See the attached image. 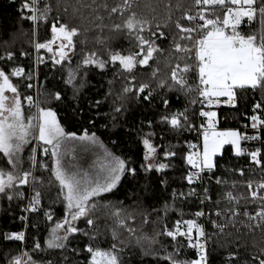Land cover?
<instances>
[{"label":"snow or ice","instance_id":"1","mask_svg":"<svg viewBox=\"0 0 264 264\" xmlns=\"http://www.w3.org/2000/svg\"><path fill=\"white\" fill-rule=\"evenodd\" d=\"M11 2L15 3L16 0ZM39 3L40 0H21L17 9L21 20L32 22L34 37L39 22L47 21L48 14L52 11L50 4L45 3L41 9ZM134 4L140 7L136 0H113L112 3L109 0H75V4L65 3L64 6L65 12L71 7L73 14L88 10L96 22V29L101 33L108 27L104 23L105 15L109 19L118 16L121 22H113L110 31L123 33L135 40L137 50L130 51L127 55L121 51L108 50V58L104 59L98 51H82L80 61L73 68L72 57L77 55L74 38L80 34L79 29L61 22L59 17L51 26L52 39L43 43L34 42V48L37 53L41 49L51 53L54 66L64 67L63 62H68L67 76L63 82L66 87H71L73 100H78L81 91L87 86L89 69L99 70L98 74L103 77L111 64L116 71L113 72L112 79L107 81L108 89L103 93V99L92 101L89 98L88 111L94 108L99 114L101 106L110 102L113 119L127 111L132 101L139 103L143 100L151 104L157 89L183 94L188 103L182 111H169L170 100L167 97L162 98L165 111L156 123L168 126L169 131L177 135L184 131L197 133L198 143L188 142L187 152L181 155L188 169L183 177L189 186L188 191L172 189L170 199L160 209H153L157 215L156 220L151 219L152 213L129 210L124 207L123 201L117 204H101L100 201L105 200L106 194L115 195L121 191V185L125 181L138 183L141 172L146 182L143 187L147 191V181L151 179L153 172L163 175L166 169L173 166L170 161L177 156L179 146L155 145L153 137L156 133L145 132V122L142 120L135 129L138 143L143 147L138 170L133 158H122L112 153L95 132L90 133L85 128L82 134L77 135L65 130L57 118V112L50 106L53 103L65 105L64 94L59 90L45 92L41 90V86L37 88L35 97L30 94L22 97L19 86L12 82V77H23L24 69L11 67L6 71L4 67H0V162L5 165L0 167V197H6L9 202L14 199L24 200L26 196L22 188H30L32 194L22 211L35 213L41 210V188L44 186L43 179L35 173L39 170L50 172L49 188L55 182L58 188L57 200L63 204L64 213L63 218L49 228L43 245L34 243L31 251L37 255L52 249H66L70 238L79 234L87 237L89 243L79 251H72L76 255L85 253L87 264H124L122 254L132 241L140 247L144 256H152L156 264H211V250L208 247L210 237L204 225L198 222L205 216L203 210L195 211L193 218L189 219H183L184 213L179 212L181 219L176 220L171 227L166 224L160 227V224L169 211H176L174 206L177 201L187 202L196 196L201 205H215L214 210L210 209L207 219L216 235H231L227 229L229 226L235 228L237 222L243 224L249 232L259 230L264 233V175L258 180L244 179L246 176H255L257 171L264 174V116L257 114L264 111V0H192L186 8L184 0H177L176 8L183 9V15L175 21L177 32L169 41L170 56L166 62L169 71L163 76L159 57L164 55L165 49L157 41H168V35L159 24L153 31L152 20L138 14L134 10ZM206 6H220L226 10L221 18L214 11H206ZM59 7L60 0H57V9ZM143 7L155 11L149 0H145ZM245 18L249 26L258 23L259 27L243 33L240 26ZM168 19L171 21V14ZM181 21H186L187 25ZM163 27H168V24ZM146 31L150 33L147 37L144 35ZM57 40L59 43L54 49L53 44ZM86 43L85 37L81 44ZM96 43L106 47V41L99 36L96 37ZM20 55L26 56L28 53L22 51ZM13 59L14 54L10 51L0 56V61L11 62ZM173 59L175 64L172 63ZM37 61L42 62L39 55ZM150 62H155V66ZM138 68H151L149 79L138 78ZM81 71H84L83 77L79 75ZM190 75L195 76L194 85L188 81ZM31 79L29 74L28 80ZM32 87L29 82L27 88L30 90ZM249 90L253 93L259 91L262 97L253 104V114L248 117L251 128L258 130V134L250 136L234 129L218 130L217 112L212 109L221 104L235 107L239 92ZM197 104L201 105L198 115L194 107ZM25 105L29 110L27 114L24 111ZM188 105L193 107L190 109ZM32 109L35 111H31ZM72 111L73 115H82L79 104ZM196 119L200 120L199 127L195 123ZM87 123L95 127L92 119H87ZM147 127H153L151 119L147 121ZM257 140L261 142V147L254 150L242 147V141ZM33 141L36 142L35 146H32ZM70 141L90 145L99 149L102 155L85 168L77 164L74 157L70 158L71 153L67 147ZM225 145L231 146L235 157H246L248 163L239 169L225 168L230 175H238L241 179L230 181L223 176H215V184L222 192L217 194V199L213 202L209 187H204L203 195L198 196L193 185L203 182L205 175L211 182L218 167L217 157H223ZM26 147H31V154L28 156L30 167L27 169L22 156ZM158 147L164 149L163 158L167 163L160 162ZM41 156L50 158L51 163L40 159ZM160 184L167 191L169 182L161 180ZM240 189H246L247 192ZM221 204L224 205L223 208L220 207ZM249 205L255 207L250 209ZM101 208L105 210V217L112 221L108 226L111 237L108 248H102L96 243L100 239V217L96 214ZM137 215L142 218L139 227L134 226ZM44 216L48 221L53 220L50 211H45ZM241 217L244 219L240 220ZM20 219L24 221L27 217L21 216ZM79 223H86V228L81 229ZM149 224L153 225L151 235L143 231ZM161 237L170 238L171 251L162 243ZM4 240L23 243L25 233H6ZM185 243L188 248L195 250L194 259L181 258ZM64 259L67 260V257ZM243 259L245 264H264V247H261L258 255L251 256L250 261L246 257ZM241 260L237 253H229L225 264H241ZM8 264L52 262L33 259L29 252L21 251Z\"/></svg>","mask_w":264,"mask_h":264},{"label":"trees","instance_id":"2","mask_svg":"<svg viewBox=\"0 0 264 264\" xmlns=\"http://www.w3.org/2000/svg\"><path fill=\"white\" fill-rule=\"evenodd\" d=\"M113 0H109L112 3ZM149 2L154 7L155 11L150 9H145L143 4L145 0H136V3L140 4V7H136L134 4V10L138 14L146 16L148 19L152 20V30H156V25L159 24L162 30L168 35V41L160 42L161 47L165 49L164 55L160 56V70L161 75L169 69L166 67V62L170 56L169 52V41L172 36L177 32L175 28V21L177 18L183 15V9L177 10L176 4L177 0H149ZM21 0H16L12 3L11 0H0V56H4L7 52H12L14 54L13 61L9 62L6 60L0 61V67H4L7 71L11 67H21L24 69L23 77H12V82L17 84L20 89H22V97L25 94H30L33 97L36 96L37 88L41 87L42 91H50L53 89L59 90L64 94L65 105H50L54 111L57 112V118L61 125L65 128L67 132H75L77 135L82 134L84 129L87 128L89 132H95L100 140L108 147L112 153L122 158L131 157L136 161V167L139 170V161L143 156V147L138 143V138L135 133V129L139 127L140 122L143 120L145 122L144 131H153L156 135L153 137V143L157 146L163 144L167 145H178L177 156L170 161V166L165 170V174L161 175L153 172L151 174V179L147 181L149 184V189L144 190V184L146 183L143 179V173H140V179L137 183L136 181L127 180L121 185V191L117 192L115 195L106 194L105 200L100 201L101 204L106 202H111L117 204L119 201L124 202V207L129 210L135 209L136 213L141 211L152 213L151 219L156 220L157 215L153 212V209H160L166 200L170 199L169 194L172 189H177L178 191L187 192L189 186L183 177L187 174V166L181 159V155L187 152V145L192 139L195 138L194 132L184 131L177 135L169 131L168 126L156 123L160 116L164 114V105L162 103V98L167 97L170 100L169 111L183 110L185 105L188 103L183 94L178 92H169L167 89H157L154 94V99L151 104L141 100L139 103L132 101L129 103L127 111L113 119L110 114L111 109L109 107L110 102L104 103L99 109V114H97L96 109L88 111L90 99L92 101L96 99H103V93L107 91L108 84L107 81L112 79L113 72L116 71L115 68L109 64V70L107 73L101 77L98 72L99 70L89 69L87 75V86L81 91L78 100L72 99V89L71 87H66L64 85V78L67 76L68 62L65 61L64 67L60 65H53L52 54L45 49L39 50V53L34 48V42L43 43L52 38L51 26L56 22V18L59 17L61 22L67 23L72 27L79 29V35L74 38L76 44V56L72 57V67L74 68L77 62L80 61L82 56V51H98L101 57L104 59L108 58V50L121 51L122 54L127 55L130 51L137 50L135 48V40L131 37H127L125 34H116L110 31L113 22L120 23L118 16H114L109 19L105 15L104 23L108 27H105L103 32H99L95 24L92 15L88 10H82L81 13L73 14L72 8L69 7L68 11H64L65 3L68 5L75 4V0H60V7L57 9V0H40L39 7L43 9L44 4L48 3L52 7V11L48 14L47 21L39 22V28L35 37L33 36V25L31 21L21 20L20 14L17 11ZM191 4V0H184L185 8ZM171 7H168V6ZM223 9L221 7L214 8L213 11L219 14L222 18ZM212 11V12H213ZM171 14V21L168 17ZM212 18H215L213 16ZM187 25L186 21H181ZM168 24V27H163V25ZM259 24H255L250 27L242 25L240 30L243 33H248L254 28H258ZM87 30V31H86ZM144 35L147 37L150 35L149 32H145ZM99 36L100 39L106 41V47L101 46L96 43V37ZM87 38L86 44H81V41ZM26 52L28 55L21 56V52ZM42 58V62L37 61V56ZM155 66V62H150ZM175 64V59L172 60ZM151 68L137 69V76L141 79H149ZM31 74V81L28 80V75ZM80 76H84V71L79 73ZM188 81L193 85L192 75L188 77ZM31 83L33 85L32 89L27 88V84ZM78 83V82H77ZM104 87L101 88L100 86ZM153 84V88H155ZM117 88H119V83H117ZM99 92V95L97 94ZM179 97V99H177ZM261 94L259 91L253 93L251 90L245 92H239L238 104L233 108H222L219 110L218 115V126L220 129L227 128H237L243 121L245 115L252 113V106L257 101L261 100ZM79 104L82 111V115H73V108L77 107ZM191 109L193 106L188 105ZM34 112L35 109H32ZM264 112V111H263ZM92 119L95 122V127H92L87 123V119ZM151 119L153 121V127L149 129L147 127V121ZM130 130H132L130 132ZM251 135V132H249ZM163 137V139H161ZM115 141V144H113ZM255 142L253 141H242V147L246 149L254 148ZM32 146L34 142H32ZM159 160L160 162H168L163 158V148H159ZM31 154V147H26L25 152L22 154L24 159V167L27 169L30 167L28 161V156ZM42 160H48L47 157H39ZM218 167L215 171V176H223L228 180L241 179L238 175H230L225 171V168H241L247 165V159L244 156L235 157L232 153L230 145H226L223 149V157H217ZM2 162H0V166ZM36 176L41 177L44 181V186L41 188L42 191V204L41 210L30 213L26 226L25 241L23 243L18 241H6L4 240V234L20 232L23 230L24 223L20 219L24 216L22 211L25 201L14 199L9 202L6 197H0V264H8V261L17 256L21 251H27L33 257V259H43L44 261H51L52 264H87L85 260V253L80 252L76 255L72 249H77L78 251L83 248L85 244L89 243L87 237L77 234L75 238H70L67 242L66 249H52L48 252H42L40 254L32 253V248L34 243L39 242L41 245L44 243L45 237L48 235L49 228L54 225V223L63 218L64 206L57 200L58 188L53 182L51 188H49L50 172L39 170L35 173ZM255 176H257L255 174ZM244 177V179L256 177ZM161 180H167L169 182V187L167 191H164ZM209 190L211 194L212 201L217 199V194L222 192V189L215 183L209 185ZM25 192V187L22 188ZM240 191L247 192L246 189H240ZM199 193V190L197 194ZM199 206V199L194 196L191 197L189 201L182 202L177 201L175 204L176 211H169L167 217L161 221L160 227L165 224L171 227L174 225L176 220L181 219L178 215L179 212H183V219L193 218V211ZM224 207L223 204L220 206ZM250 209L254 208V205L248 206ZM209 208L214 210L215 205H209ZM50 211L53 214V220L48 221L44 212ZM99 216L98 226L100 229V239L96 243L102 248L110 247L111 237L108 232V226L112 224L111 220L105 217V210L99 209L97 214ZM163 216V213H160ZM96 218L95 216L93 217ZM141 217L137 215L135 225L140 226ZM244 218L241 217L240 220ZM81 229L86 228V223H79ZM209 249L211 250V264H225V258L229 253H237L241 258V264H245L243 258H247L250 261L251 256L258 255L261 247H264V233L259 230L249 232L247 228L243 226L240 222H237L235 228L229 226L227 232L231 235L218 236L215 234V230L209 227ZM237 229L239 231H237ZM143 231L151 235L153 232V225H146ZM126 237L127 234L125 233ZM162 243L168 246V250L171 251L170 238H160ZM183 242V241H182ZM223 245V247L221 246ZM95 246V244L93 245ZM194 250L187 247L186 243L184 250L181 253V258L194 259ZM67 257V260L64 258ZM122 259L124 264H156V261L152 256H144L135 241L125 249L122 254Z\"/></svg>","mask_w":264,"mask_h":264},{"label":"built area","instance_id":"3","mask_svg":"<svg viewBox=\"0 0 264 264\" xmlns=\"http://www.w3.org/2000/svg\"><path fill=\"white\" fill-rule=\"evenodd\" d=\"M217 7H220V6H206V11H208V12H212L213 9H214V8H217ZM242 25H244V26H246V27H250V26H249V23L247 22V19H246V18H245L244 21L242 22L241 26H242ZM241 26H240V27H241ZM192 80H193V85H194V84H195V76H194V75H192ZM36 95H37V90H36ZM194 107H195V110H196V114L198 115L199 110H200V108H201V105L197 104V105H195ZM222 108H233V107H232V106H229V105L221 104L219 107H214V108L212 109L213 111H216V112H217V128H218V130H225V129H220L219 126H218V123H219V122H218L219 110L222 109ZM252 114H253V112L250 113V114L245 115V117H244L243 121L240 123V126H239V127H237V128H227V129L238 130V131H240V132H242V133H244V134H247V135H250L249 132H251V135H256V134H258V130H255V129H252V128H251V123H250V120L248 119V117H250ZM257 114L264 116V112H263V111H260V112H258ZM195 123H196L197 127H199L200 120H199V119H196V120H195ZM245 125H247V127H245ZM194 134H195V138L192 139L190 142H191V143H198V140H197V133L194 132ZM251 135H250V136H251ZM262 139H264V136H262ZM253 142H255V145L253 146L254 148H251L250 150H254L255 148L261 147V142H260L259 140H257V141H253ZM246 159H247V158H246ZM246 161H247V160H246ZM247 163H248V162H247ZM256 175H257V176H255V177H256V179L258 180V179H260L261 176L264 175V174H262V173H260L259 171H257V172H256ZM213 183H215V177L213 176V178H212V180H211V182H210L209 179H208V176L205 175V176H204V180H203V182H197L196 184L193 185V187H195L196 192H198V190H199L198 196H202V195H203V188H204V187H209V185H211V184H213ZM31 194H32V190H31L30 188L25 187V196H26V198L24 199V201H25V205H24L23 208H25V207L27 206V204H28V199L30 198ZM198 199H199V198H198ZM254 207H255V206H254ZM198 210H203L204 213H205V216L201 217V218L199 219L198 222H199L200 224L204 225L206 232L209 234V229H210L209 227H211V229H213L211 223H210L209 220L207 219L208 215L210 214V208H209V205H201V204H200V199H199V206L193 211V213H194L195 211H198ZM23 212H24V211H23ZM29 215H30V213L24 212V216L27 217V219L23 221V223H24V227H23V230H22V231H23L24 233H26V225H27V221H28V217H29ZM213 218H215V217L213 216ZM20 232H21V231H20ZM209 242H210V240L208 241V247H209ZM192 250H194V249H192ZM194 252H195V250H194Z\"/></svg>","mask_w":264,"mask_h":264},{"label":"rangeland","instance_id":"4","mask_svg":"<svg viewBox=\"0 0 264 264\" xmlns=\"http://www.w3.org/2000/svg\"><path fill=\"white\" fill-rule=\"evenodd\" d=\"M58 43H59V40H57L56 43L53 44L54 49L56 48V45ZM33 142L35 145L36 142L35 141ZM67 147L69 149V152L71 153L70 158L74 157L75 162L79 165H82L85 168L91 166L97 160V158L100 155H102L99 149H94L90 145L85 146L79 141H73V142L70 141ZM86 147H87V150H85Z\"/></svg>","mask_w":264,"mask_h":264},{"label":"crops","instance_id":"5","mask_svg":"<svg viewBox=\"0 0 264 264\" xmlns=\"http://www.w3.org/2000/svg\"><path fill=\"white\" fill-rule=\"evenodd\" d=\"M191 3H192V0H191ZM19 91H20V93H21V96H22V89H20L19 88ZM8 95H11V93H8ZM24 111H25V113L27 114L28 112H29V110H28V108H27V106L25 105V109H24ZM32 111V110H31ZM71 142H73V141H71ZM226 146V145H225ZM23 154V153H22ZM48 163L50 164L51 163V161H50V158H48ZM2 166H0V167H3V166H5L3 163L1 164Z\"/></svg>","mask_w":264,"mask_h":264}]
</instances>
